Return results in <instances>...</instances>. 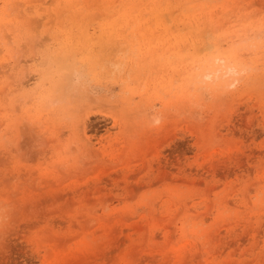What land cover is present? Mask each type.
<instances>
[{"label": "rangeland", "instance_id": "374dc122", "mask_svg": "<svg viewBox=\"0 0 264 264\" xmlns=\"http://www.w3.org/2000/svg\"><path fill=\"white\" fill-rule=\"evenodd\" d=\"M0 264H264V0H0Z\"/></svg>", "mask_w": 264, "mask_h": 264}, {"label": "clouds", "instance_id": "9594fccd", "mask_svg": "<svg viewBox=\"0 0 264 264\" xmlns=\"http://www.w3.org/2000/svg\"><path fill=\"white\" fill-rule=\"evenodd\" d=\"M222 63V62H221ZM224 71H225V75L226 76H234L235 75V68L233 67H225L224 68ZM203 79L205 81H211L213 79V75L212 74H206ZM231 86H234V85H231ZM157 123H159V121H157Z\"/></svg>", "mask_w": 264, "mask_h": 264}]
</instances>
